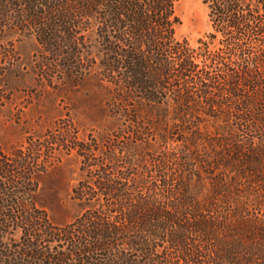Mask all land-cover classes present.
I'll return each mask as SVG.
<instances>
[{"label": "trees", "instance_id": "obj_1", "mask_svg": "<svg viewBox=\"0 0 264 264\" xmlns=\"http://www.w3.org/2000/svg\"><path fill=\"white\" fill-rule=\"evenodd\" d=\"M176 2L0 0V109L17 34L42 52L21 76L91 81L118 127L0 144V264H264V0H203L196 46ZM61 148L80 177L53 218L40 181Z\"/></svg>", "mask_w": 264, "mask_h": 264}, {"label": "rangeland", "instance_id": "obj_2", "mask_svg": "<svg viewBox=\"0 0 264 264\" xmlns=\"http://www.w3.org/2000/svg\"><path fill=\"white\" fill-rule=\"evenodd\" d=\"M176 12L181 19L176 36L186 38L196 46L199 38L211 29L206 4L203 0H177ZM13 38L21 72L11 79L10 99L0 109V144L7 148L26 144L29 138L38 139L49 132H60L61 127L69 124L79 137L92 134L100 138L107 132H117V125L103 114V100L91 81L68 89L50 88L45 92L35 83L34 77L25 73L21 76L22 72L31 71L42 52L33 37L15 34ZM53 154L48 157L52 165L41 178L40 190L51 216L59 218L64 206L69 207L66 214L74 211L71 189L80 177V168L74 153L68 154L61 148Z\"/></svg>", "mask_w": 264, "mask_h": 264}]
</instances>
